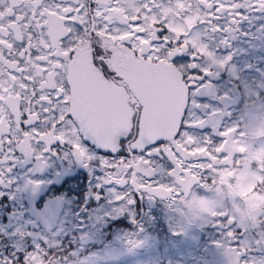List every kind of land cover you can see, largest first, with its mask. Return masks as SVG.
I'll return each mask as SVG.
<instances>
[{
  "label": "snow or ice",
  "instance_id": "6c2138e0",
  "mask_svg": "<svg viewBox=\"0 0 264 264\" xmlns=\"http://www.w3.org/2000/svg\"><path fill=\"white\" fill-rule=\"evenodd\" d=\"M180 3L193 11L190 0ZM156 4L157 0H146L142 7L135 0H0V185L11 183L9 176L22 160L33 161L39 172L47 166V157L57 154L53 149L62 148L87 165L94 159L89 147L99 146L114 157L100 162L107 172L105 183L134 189L116 196L118 204L131 207L135 192L178 198L183 195L181 183L196 181L223 160L226 139L236 129H221L219 142L193 134L205 124L204 119L187 116L188 96L203 84L193 75L199 65L176 66L174 58L189 52L187 41L167 20L156 18ZM197 6L207 9L201 22L214 32H232L245 19L241 9L264 13V0H197ZM220 19L228 26L218 27ZM192 52L193 61L203 54L220 67L231 59L218 62L204 47ZM121 56H130L148 70L155 68L161 79L166 70L178 73L183 103L171 130L163 122L152 124L151 98L141 102L134 97L128 123L109 136L93 129L80 112L82 65L90 62L105 80L121 81L109 60ZM199 71L204 77L212 75L210 68ZM211 218L223 230V243L238 257L234 264H264L251 258V246L240 236L247 230L234 218L215 212ZM255 244L264 250V233ZM54 259L37 248L26 261L23 256L0 257V264H53Z\"/></svg>",
  "mask_w": 264,
  "mask_h": 264
},
{
  "label": "flooded vegetation",
  "instance_id": "af4514ba",
  "mask_svg": "<svg viewBox=\"0 0 264 264\" xmlns=\"http://www.w3.org/2000/svg\"><path fill=\"white\" fill-rule=\"evenodd\" d=\"M145 2L146 0H135V3L141 7ZM190 2L192 12H188L180 0H157L153 14L160 21L167 20L178 36L183 35L186 38L189 52L174 58L178 61L176 66L185 68L192 63L199 65L193 75L199 76L203 84L189 94L187 116L189 119L209 118L203 133H193L196 138L219 142L221 138L218 133L221 129L228 128L225 123L230 117L233 116L237 125V130L227 137L222 149L224 158L219 162L221 166L216 165L212 171L202 173L209 176L216 169L221 170V175L207 185L216 189L218 184L224 183L222 176L226 172L225 165L230 168L231 161L238 156L236 136L240 131V115L244 111V106L257 102L264 107V13L241 9L239 14L245 19L240 20L232 32H214L211 25L201 22L207 9L198 8L197 0ZM216 24L222 28L228 26V21L220 19ZM196 34H200L198 44H194L192 39ZM225 40L226 45L223 43ZM200 47L212 52L218 62L231 57L224 65L229 69H223L219 64L212 65V58L203 54L201 59L193 61L192 57L195 54L192 51ZM203 68H210L212 75L204 77L199 71ZM175 74L178 73L172 71V76L177 78ZM101 79L116 108L125 116V125L129 120V102L134 97H139L138 99L143 102L145 97L152 95V90L161 89L163 84L155 68L149 70L146 75L142 71L134 72L129 80L124 77L121 81L105 80L103 77ZM81 80H83L82 75ZM180 83L182 84L181 80ZM249 87L253 89L250 93L247 91ZM213 111L220 117L211 116ZM220 111L223 113L220 114ZM213 120L215 122H212ZM53 151L57 154H50L47 157V166L42 171H34L36 165L33 161L22 160L20 164L14 166L9 176L11 183L0 185V257L8 259L23 256L26 261L27 257L39 248L40 251L49 252L55 257L53 264H80L90 259L93 255L91 253L99 248H102V251L97 254H102L101 257L107 252L113 254L126 245L131 249L126 251L130 255H134L132 251L141 250L143 245H133L135 248H131L128 243L131 240L141 242L143 234H146L143 229L145 220L155 227L159 224L158 220L163 216L164 209L170 212L169 208L165 207L166 199L159 196L150 198L149 194L135 192L131 207L126 202L118 204L116 198L114 200L112 198L113 193L123 196L124 193L129 194L134 189L105 183L107 172L96 163L101 164L102 160L114 158L112 154L106 155L108 150L89 147V155L94 159L88 162V171L83 168L86 173L79 169H69L64 173H61L62 170L50 172L49 167L57 168L55 159L58 163L62 160L80 162L66 149H53ZM262 164L264 167V160ZM262 180L261 184L259 182L260 189L257 194L264 196V178ZM77 182L84 183L81 190L76 186ZM260 204L262 209L258 217L245 228L246 232L240 233L242 242H247L251 246L250 256L255 261L264 260V250L258 249L255 244L260 234L264 233V198L261 199ZM148 209H151L152 213H149ZM227 210L229 209L217 213H226L233 218ZM116 220L123 225H113L112 222ZM103 223H106V226ZM217 223L218 221L212 220L203 229L207 238L201 245L199 260L195 252L186 255L178 252L175 257L176 262L234 264L238 257L229 251L230 244L223 243V230L216 226ZM91 227H97L100 231L105 229V234L99 236L89 234L93 231L88 229ZM154 233L156 232H152L149 238L144 236L142 240H146L147 243L154 237ZM163 238L167 240L170 237L163 236ZM97 241L101 245L96 246ZM89 244H93L90 252L81 254Z\"/></svg>",
  "mask_w": 264,
  "mask_h": 264
},
{
  "label": "rangeland",
  "instance_id": "374dc122",
  "mask_svg": "<svg viewBox=\"0 0 264 264\" xmlns=\"http://www.w3.org/2000/svg\"><path fill=\"white\" fill-rule=\"evenodd\" d=\"M199 38L200 34L192 36L194 44L199 43ZM109 60L111 61L112 70L118 76H122L127 80L133 76L134 72L142 71L145 75L149 72V70L144 69L145 67L142 64L130 56H121L116 60H112L109 57ZM223 69L229 68L223 66ZM81 75L83 77V80H81L83 91L77 103L80 112L86 117L89 125L105 136L122 129L125 126L126 118L116 108L106 86H103L101 79L103 76L91 67L90 62L82 65L80 79ZM175 75L177 78L172 76L171 70H166L164 72L165 78L162 79V88L160 87L162 90L155 87L156 90H152V95L145 97L151 98L152 124L163 122L167 130H171L174 122L178 121L176 113L183 102V86L180 83L178 74ZM158 78H160L159 74ZM252 90L251 87L247 89L249 93ZM222 113L220 111V114ZM211 116L220 117L214 111ZM232 117L225 124L236 129L237 125ZM208 118L199 117L193 119L205 120V124L202 127L192 130L193 133H203ZM212 122H215V120ZM216 136L217 134H215ZM236 141L239 148L238 156L231 161L230 168L225 165V171L229 173L225 172L223 174L222 180L224 183L218 184L216 189L207 186L211 180L221 175L220 169H216L209 176L202 174L204 177H199L196 181L181 183L179 191L183 195L178 198H164L166 199V206L165 204L164 206L169 208L170 211L168 212L164 209L163 216L158 220L164 230L159 224L154 227L147 220L144 221L143 229L146 234H143L142 239L144 236L149 238L152 232H156L154 237L147 243L146 240L142 239L141 242L131 240L128 245L131 248H135L133 245L140 244V246L143 245L145 248L142 247L138 252L132 251L134 255H130L126 252L127 249H130L126 245L123 249L113 252V254L107 252L103 257H101L102 254H97L102 251V248H99L94 253H91L93 255L90 259L80 264H188V262H176L175 257L178 252L183 255L193 252L196 254L198 252L196 249L207 238V234L203 233V229L214 220L211 218V213L229 209L227 213L233 216L237 224L243 228L251 225L262 209L260 203L261 199L263 200L264 198V196L257 194L260 189L259 182L261 184L264 178V167L262 164L264 160V107L261 103L253 102L244 106V111L240 115V131L237 132ZM96 148L102 151L106 150L99 146H96ZM116 155H119V152ZM72 156L76 158L74 155ZM55 161L57 165L55 167L57 168L49 167L50 172L62 170L61 173H64L69 169H79L81 172L86 173V170H89V167H87L88 163L86 165L81 161L79 163L74 161L66 162L64 160H59L60 162L58 163L57 159ZM213 163L216 164L215 161ZM96 165L101 166L99 163H96ZM218 166H221V164L218 163ZM83 168H86V170H83ZM166 183H170V181L166 179ZM124 195L126 194L124 193ZM161 208L163 209V207ZM103 225L106 226V223H103ZM88 229L93 230L89 234L96 236L105 234L106 231L105 229L100 231L97 227ZM164 232H167L169 239L164 240L163 235L159 234ZM99 245L101 244L97 241L96 246ZM92 246L93 244L87 245L81 251V254H88ZM201 252L202 246L196 255L198 260Z\"/></svg>",
  "mask_w": 264,
  "mask_h": 264
},
{
  "label": "trees",
  "instance_id": "16d2710c",
  "mask_svg": "<svg viewBox=\"0 0 264 264\" xmlns=\"http://www.w3.org/2000/svg\"><path fill=\"white\" fill-rule=\"evenodd\" d=\"M76 186L81 190L83 187H84V183L82 182H77L76 183ZM117 195H120V194H115L113 193L112 195V198L113 200L116 198ZM145 206H146V203H145ZM149 213H152V210L151 209H148ZM112 224H117L118 226H121L123 225V223H120L119 220H116V221H113ZM160 226V225H159ZM162 228V230H164V228L162 226H160ZM163 236H168L167 232H164V233H159ZM113 236H118L117 234H113ZM91 250V249H90ZM196 251H199V248L196 249Z\"/></svg>",
  "mask_w": 264,
  "mask_h": 264
}]
</instances>
